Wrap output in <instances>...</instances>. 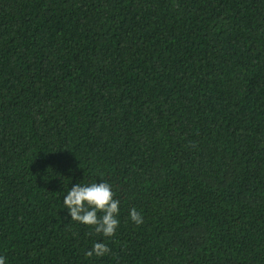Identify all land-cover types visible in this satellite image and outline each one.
Instances as JSON below:
<instances>
[{
    "label": "trees",
    "instance_id": "obj_1",
    "mask_svg": "<svg viewBox=\"0 0 264 264\" xmlns=\"http://www.w3.org/2000/svg\"><path fill=\"white\" fill-rule=\"evenodd\" d=\"M0 257L264 264V0H0Z\"/></svg>",
    "mask_w": 264,
    "mask_h": 264
},
{
    "label": "clouds",
    "instance_id": "obj_2",
    "mask_svg": "<svg viewBox=\"0 0 264 264\" xmlns=\"http://www.w3.org/2000/svg\"><path fill=\"white\" fill-rule=\"evenodd\" d=\"M113 196L111 186L106 182H93L89 185L78 183L67 191L63 203L72 220L94 226L96 233L111 237L115 235L119 225L116 218L119 213V201ZM130 217L138 225L143 223L135 208L131 209ZM108 252L110 249L106 244L96 243L86 255L91 257L95 253L97 256H103ZM0 264H4L3 257H0Z\"/></svg>",
    "mask_w": 264,
    "mask_h": 264
}]
</instances>
